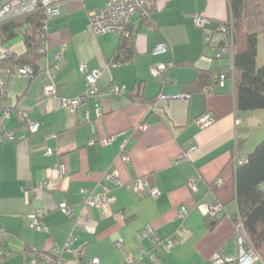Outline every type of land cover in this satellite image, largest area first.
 I'll return each instance as SVG.
<instances>
[{
    "label": "crops",
    "instance_id": "1",
    "mask_svg": "<svg viewBox=\"0 0 264 264\" xmlns=\"http://www.w3.org/2000/svg\"><path fill=\"white\" fill-rule=\"evenodd\" d=\"M107 1L60 0L47 19L40 71L22 73L15 60L0 67V113L9 111L0 130L16 135L0 140V228L7 231L0 264H29L30 247L55 257L53 247H62L68 237L74 239L62 254L67 264H91L93 258L98 264H206L217 251L233 252L234 171L254 145L250 136L242 144L239 139L263 123L264 109H236L231 59L214 56L219 47L207 44L205 29L191 16L200 13L213 28L228 16L227 0H155L148 17L131 15V54L114 65L109 63L119 51L121 33L97 35L89 26L90 11ZM161 41L167 51L152 55ZM0 48L17 59L26 44L21 34L7 41L0 34ZM168 61L175 66L163 75L151 74L153 64ZM81 64L100 71L96 97L89 93ZM210 68L227 76L204 92L196 71ZM50 86L55 95L47 94ZM120 86L122 92L115 90ZM61 97L83 102L71 109ZM206 112L214 121L201 128L196 120ZM28 121L38 123L36 131L27 128ZM190 145L196 148L188 158L177 159ZM139 178L156 186L159 195L129 186ZM102 184L114 201L84 206L82 189L95 195ZM62 200L74 215L87 214L86 229L58 208ZM212 203L222 211L206 218L200 205ZM182 206L188 214L180 220ZM34 213L41 229L31 225ZM147 225L160 241H177L163 248L141 235ZM37 264L45 260L38 258Z\"/></svg>",
    "mask_w": 264,
    "mask_h": 264
},
{
    "label": "built area",
    "instance_id": "2",
    "mask_svg": "<svg viewBox=\"0 0 264 264\" xmlns=\"http://www.w3.org/2000/svg\"><path fill=\"white\" fill-rule=\"evenodd\" d=\"M60 0H1L0 1V24L8 21L12 18L19 17L25 14L32 13L38 9H42L47 19L56 11L57 3ZM155 0H108L103 7L93 9L89 13V26L94 34H103L107 32H120L124 31L125 26L129 23L130 17L132 14L137 13L142 17H148L149 11L154 5ZM193 23L195 26L202 27L205 29L206 42L211 46L219 47V51L214 55L216 58H222L226 54L232 60V34L229 27L226 24H220L217 28H209L207 26L208 19L207 17L201 15L200 13L191 14ZM47 42V41H46ZM45 42V43H46ZM168 45L167 42L161 41L156 43L152 49V55L163 54L167 51ZM41 53L45 52V44L40 49ZM10 51L7 49L0 48V59L10 56ZM121 61L120 58H113L110 61V65L118 64ZM108 64V65H109ZM175 66V63L168 61L165 63H156L150 67V72L152 75H163L167 69H170ZM81 71L84 73L85 81L89 89V93H92V96L96 97V81L100 76L99 69L92 71H87L85 64L80 65ZM20 72L25 74L31 73V68L28 65H24L20 68ZM223 71L212 73V79L218 81V83H223L227 74ZM115 90L122 92L124 86L115 87ZM48 95H55L56 91L53 86L47 88ZM183 95H164L159 94L158 98H177L182 97ZM187 97V95H185ZM184 97V96H183ZM182 97V98H183ZM185 98V97H184ZM60 102L64 106H68L71 109L77 107L83 102L81 97H61ZM9 114L8 110H3L0 113V122L7 117ZM22 119V115H20ZM214 121V117L210 113L201 114L196 122L201 128L208 127ZM27 128L30 131H36L38 128V123L36 121H28ZM16 135L11 131L0 130V140L2 139H15ZM194 145H190L188 148L181 151L177 159L188 158L190 153L195 150ZM52 153L51 149L46 150V154L50 155ZM125 161H129V156H123ZM112 174L110 175V177ZM195 188V184H191ZM129 186L132 187L138 193L146 192L152 196L159 195V189L148 184L143 178L136 179L129 183ZM102 191L90 195L87 193L86 189H82L81 202L85 206L91 205L96 207L108 206L114 201V196L109 194V189L105 185H101ZM58 208L61 209L67 216L74 219V225L79 229H86L88 227V217L87 214L82 211L79 215H74L71 205H69L65 200H62L58 203ZM201 210L207 216L214 217L219 212L222 211V206L216 203L209 205H200ZM188 214V209L185 206L180 207L177 212V218L183 220ZM31 225L36 229L42 228L41 220L38 215L34 213L31 217ZM182 229V228H181ZM184 230H182L183 232ZM141 235L144 237L151 238L154 242L161 243L162 247L168 249L175 241L176 238H170L166 241L159 240L156 237L155 229L153 225H147L141 232ZM7 236V231L4 228H0V262L4 258L3 251L1 247L3 246V241ZM74 237H68L62 247L54 246L53 250L55 257L50 255L40 254L39 251L30 247L29 252L34 256L30 259L29 264H37L38 258H43L45 264H67L66 259L62 256L63 252L69 251ZM40 256V257H39ZM99 261L97 258L91 259V264H98ZM132 260L124 262L122 264H131ZM206 264H264L259 252L247 242V235L243 228L241 222L237 221L235 223V233L233 237V252L230 255H224L220 251L215 252Z\"/></svg>",
    "mask_w": 264,
    "mask_h": 264
},
{
    "label": "trees",
    "instance_id": "3",
    "mask_svg": "<svg viewBox=\"0 0 264 264\" xmlns=\"http://www.w3.org/2000/svg\"><path fill=\"white\" fill-rule=\"evenodd\" d=\"M1 1V0H0ZM228 16L216 23L226 24L232 34L231 72L234 82V102L238 111L264 109V64L257 66L258 33L245 28L246 0H227ZM46 16L42 9L12 18L0 24L3 41L21 34L26 44L24 54L15 59L12 55L0 59L11 66L15 60L19 66L28 65L30 76L37 74L43 53L40 49L48 40ZM211 28V29H213ZM132 33L128 25L121 33L118 53L112 58H127L132 51ZM217 70V71H216ZM221 69H199L195 79L204 92L214 85L212 73ZM155 99H152L154 103ZM240 136L239 142L246 141L251 132ZM234 186L237 211L232 216L235 223L241 222L247 235V242L260 254L264 262V138L244 157L238 159L234 171ZM215 218L217 217L214 216ZM206 218H211L206 216ZM213 218V217H212Z\"/></svg>",
    "mask_w": 264,
    "mask_h": 264
},
{
    "label": "rangeland",
    "instance_id": "4",
    "mask_svg": "<svg viewBox=\"0 0 264 264\" xmlns=\"http://www.w3.org/2000/svg\"><path fill=\"white\" fill-rule=\"evenodd\" d=\"M245 28L249 32L255 31L258 33L259 41L256 62L257 66H260L264 64V0H246ZM259 124L260 121L255 124V128L249 138L250 143L254 144L253 148L264 138V121Z\"/></svg>",
    "mask_w": 264,
    "mask_h": 264
}]
</instances>
